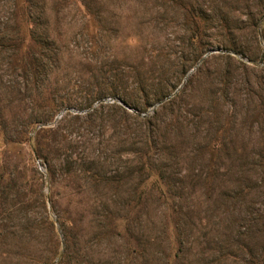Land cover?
<instances>
[{"label": "rangeland", "instance_id": "1", "mask_svg": "<svg viewBox=\"0 0 264 264\" xmlns=\"http://www.w3.org/2000/svg\"><path fill=\"white\" fill-rule=\"evenodd\" d=\"M0 264H264V0H0Z\"/></svg>", "mask_w": 264, "mask_h": 264}]
</instances>
